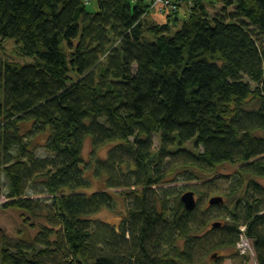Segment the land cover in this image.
Instances as JSON below:
<instances>
[{
	"label": "trees",
	"instance_id": "obj_1",
	"mask_svg": "<svg viewBox=\"0 0 264 264\" xmlns=\"http://www.w3.org/2000/svg\"><path fill=\"white\" fill-rule=\"evenodd\" d=\"M95 2L0 0V55L13 40L31 60L0 56V211L47 222L15 243L0 230V264H204L243 227L264 264V0H224L215 14L195 0L165 24L146 17L149 0ZM225 163L238 167L224 202L188 210L181 194L210 188ZM177 171L181 190L161 186ZM88 172L106 189L86 192ZM122 187L126 216L96 219Z\"/></svg>",
	"mask_w": 264,
	"mask_h": 264
},
{
	"label": "rangeland",
	"instance_id": "obj_2",
	"mask_svg": "<svg viewBox=\"0 0 264 264\" xmlns=\"http://www.w3.org/2000/svg\"><path fill=\"white\" fill-rule=\"evenodd\" d=\"M92 1V7L91 10L95 11L97 9V3L95 2V0H90ZM175 1V0H174ZM180 1V0H179ZM195 0H193L194 3ZM211 0H204L207 8L209 9V12L211 14H215L216 12H219V10L222 8L223 4H224V0H215L216 2L219 3H211L209 2ZM149 2H151V8L150 11L152 12L154 7H157L158 10H160V12H162L163 14L168 13V20H169V16L173 13H175V11H177V13H181L180 18L184 19L188 16V14L191 12L190 9V2L186 1V3H179L177 4V7L175 8V10H171V7H166L165 5H161V2L157 3L155 2V0L151 1L149 0ZM215 4H220V7H217V5ZM150 12V13H151ZM150 13L146 16L149 20H150ZM180 27V23H176V21L171 20L170 21V30L171 32H176V29ZM1 58L3 57L4 59L13 61H20L23 62L24 61H31L30 59H26V58H21L18 49L15 46V42L12 41H7L4 44V47H2V53H1ZM154 142L156 147L159 145V141H158V137L155 135L154 136ZM84 148H83V156L85 158V160L89 161L91 158V151H92V144L90 141V138H87L84 142ZM112 146L111 143H107L104 145V147H102L99 152L98 155L105 157L106 153L108 151V149ZM38 155H46L45 149L42 147H39V149L37 150ZM238 165L237 164H233V163H225L224 165H220L218 166L215 171L210 172L206 175V179L211 180L213 184L210 188H208L207 186L201 187L200 191L203 192L205 195L203 196V194L200 193V191L195 192L196 195V199H197V205L200 208V211L204 214L206 213H212L209 212V208L211 207V205H209L208 200L210 197L212 196H216V195H222L224 196V192L226 191L228 185H229V180L231 178V175L235 172V170L237 169ZM89 175L93 178V182L91 184V186L86 187L85 191L86 192H92L95 191L97 189H106L105 184L103 183V180H97L96 177L92 176V173L88 172ZM176 175H171V177H169L168 181L164 182L161 184V186H163L164 188H169L174 186V192L176 190H181L183 188V186L185 184H187L186 181H184L183 176H181L178 171L175 173ZM175 180V181H172ZM257 181L260 182L263 186H264V177H259L257 178ZM8 184L9 181L6 179V176L0 172V189L3 192L2 194H0V203L6 201V191H8ZM160 188V187H159ZM158 188V189H159ZM113 192L116 193V195L114 194V197L116 198V202H117V207L116 210H110V209H102L99 213H97L96 215H94V217L97 219H101L104 220L106 222H110V223H114L116 225H118L121 222V219L124 218L126 216L127 213V203H126V199H125V195L122 194L126 193L129 191V188H117V189H112ZM29 197H33V198H39L41 200V202H45L46 199H48L50 196L47 194H41V195H35L32 191H30ZM176 195H174V193L172 192V197H174ZM43 199V200H42ZM217 211H222V209H217L215 210V212ZM43 213H46L45 210H42ZM220 220L223 222V220L221 218H213L209 221L208 225L206 226V228L203 230V234H207L211 233L212 228L211 227V222L213 221H217ZM43 225H47V222L45 220V218H36L35 216H32L28 213H25L22 210H18L15 208H9L6 210H1L0 211V226H2L3 231L2 234L5 236V238L7 239V241L11 242V243H15L18 239L24 238L27 240L32 239L33 237H36L38 235V233H40V231L42 230ZM252 242V241H251ZM241 251H247L248 253H251L249 255H247V260L244 264H258V260L256 258V254L254 252V249H252V246H248L247 248L241 249ZM237 247H229V248H218L215 250H212L211 252L208 253V255L203 259L204 260V264H239L241 261H243V258H236V252H237ZM212 254H217L219 256V258L221 260H219V262L217 263L215 261V259H213L211 257Z\"/></svg>",
	"mask_w": 264,
	"mask_h": 264
},
{
	"label": "water",
	"instance_id": "obj_3",
	"mask_svg": "<svg viewBox=\"0 0 264 264\" xmlns=\"http://www.w3.org/2000/svg\"><path fill=\"white\" fill-rule=\"evenodd\" d=\"M181 201L188 210H194L195 207L197 206L196 205L197 199H196L195 191L193 190L184 191L181 194ZM223 202H224V197L222 195L212 196L208 200L209 205H216V204H220ZM220 225H221V221L219 220L212 223L213 227H217ZM0 230H3L2 226H0ZM213 257H217V254H214Z\"/></svg>",
	"mask_w": 264,
	"mask_h": 264
},
{
	"label": "built area",
	"instance_id": "obj_4",
	"mask_svg": "<svg viewBox=\"0 0 264 264\" xmlns=\"http://www.w3.org/2000/svg\"><path fill=\"white\" fill-rule=\"evenodd\" d=\"M86 3L90 4V0H84ZM153 1V0H151ZM185 0H155L156 4L161 2V5H165L166 7H171V10H175V8L177 7V4L183 2ZM188 2H190V4L192 5L193 4V0H187ZM248 246H252V249H254L253 245H252V242L251 240L248 238V236H246V233H245V227L242 228V232L240 233V239L239 241L237 242L236 244V247H237V250H238V253L240 254H243V255H249L251 253H248L247 251H241L240 250V247L241 249H244V248H247ZM255 252V251H254Z\"/></svg>",
	"mask_w": 264,
	"mask_h": 264
},
{
	"label": "crops",
	"instance_id": "obj_5",
	"mask_svg": "<svg viewBox=\"0 0 264 264\" xmlns=\"http://www.w3.org/2000/svg\"><path fill=\"white\" fill-rule=\"evenodd\" d=\"M186 1L187 0H185V1H183V2H181V3H186ZM209 2H213V3H215L216 1L215 0H211V1H209ZM216 3H219V2H216ZM215 5H217V4H215ZM217 7H220V4H218L217 5ZM153 11L150 13V20L151 21H156L157 23H160V24H165L166 22H168V18H167V16H168V13H162V12H160V10H158L157 9V7H154L153 9H152ZM181 15V13L179 14L178 13V16H180Z\"/></svg>",
	"mask_w": 264,
	"mask_h": 264
}]
</instances>
